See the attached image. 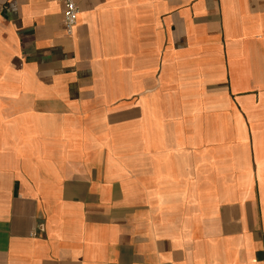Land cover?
Instances as JSON below:
<instances>
[{"label":"crops","instance_id":"0c3cea01","mask_svg":"<svg viewBox=\"0 0 264 264\" xmlns=\"http://www.w3.org/2000/svg\"><path fill=\"white\" fill-rule=\"evenodd\" d=\"M0 0V264H264V0Z\"/></svg>","mask_w":264,"mask_h":264},{"label":"built area","instance_id":"2783aa9c","mask_svg":"<svg viewBox=\"0 0 264 264\" xmlns=\"http://www.w3.org/2000/svg\"><path fill=\"white\" fill-rule=\"evenodd\" d=\"M64 8L63 25L68 36H72L78 25L80 10L74 0H54Z\"/></svg>","mask_w":264,"mask_h":264}]
</instances>
